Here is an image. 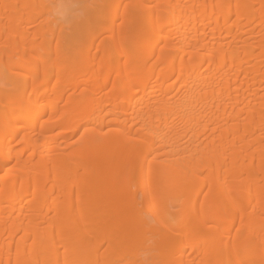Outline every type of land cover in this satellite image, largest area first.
I'll return each instance as SVG.
<instances>
[{
	"label": "bare ground",
	"instance_id": "1",
	"mask_svg": "<svg viewBox=\"0 0 264 264\" xmlns=\"http://www.w3.org/2000/svg\"><path fill=\"white\" fill-rule=\"evenodd\" d=\"M65 1L0 0V264H264V0Z\"/></svg>",
	"mask_w": 264,
	"mask_h": 264
},
{
	"label": "rangeland",
	"instance_id": "2",
	"mask_svg": "<svg viewBox=\"0 0 264 264\" xmlns=\"http://www.w3.org/2000/svg\"><path fill=\"white\" fill-rule=\"evenodd\" d=\"M64 3V13L67 18L80 16L82 13V8L84 7V4H86L83 3L81 0H71L69 2L66 0Z\"/></svg>",
	"mask_w": 264,
	"mask_h": 264
}]
</instances>
